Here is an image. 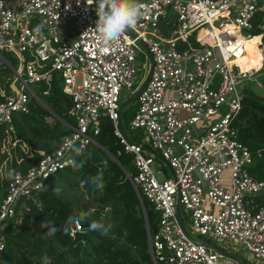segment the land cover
<instances>
[{
  "label": "built area",
  "instance_id": "2783aa9c",
  "mask_svg": "<svg viewBox=\"0 0 264 264\" xmlns=\"http://www.w3.org/2000/svg\"><path fill=\"white\" fill-rule=\"evenodd\" d=\"M98 3L0 0V57L12 52L20 59V67H12L9 92L0 89V127L13 129V115L29 111L31 95L41 100L30 83L49 82L53 70L72 96L67 114L73 119L53 149L42 151L24 169L6 168L5 174L12 170L15 175L7 178L0 201V250L4 228L22 221L18 201L96 142L101 118L108 117L132 155L135 170L128 176L137 197L150 201L158 214L156 231L147 232L153 264H241L193 238L226 251L234 241L257 258H245V264H264V204L257 201L264 180L250 173L251 151L230 124L241 108L244 88L264 86V0H139L144 15L113 44L103 43L95 29ZM38 24H43L39 35L34 31ZM255 27L258 33H253ZM256 35L260 65L243 68L245 41ZM141 42L153 63L128 123L141 133L131 138L125 130L128 139L119 126L120 93L135 91L138 56L143 73L137 82L148 68ZM26 54L31 58L25 59ZM154 151L169 176L159 178L153 169ZM178 200L188 210L192 231L209 240L191 235L181 214L193 238L185 233L176 214ZM78 229L74 219L71 233Z\"/></svg>",
  "mask_w": 264,
  "mask_h": 264
},
{
  "label": "trees",
  "instance_id": "16d2710c",
  "mask_svg": "<svg viewBox=\"0 0 264 264\" xmlns=\"http://www.w3.org/2000/svg\"><path fill=\"white\" fill-rule=\"evenodd\" d=\"M258 32L255 27L253 33ZM2 55L5 61L0 59V89L6 94L11 87L12 67L16 68L18 59L12 52H2ZM25 56V59L31 58L29 54ZM260 62L255 46L249 44L244 67H259ZM48 67L49 62L44 65ZM261 80L264 84V76ZM62 81L61 74L53 70L49 82L31 84L36 95L56 114L55 123L50 124L46 119L50 112L31 95L29 111L13 115V129L6 131L4 126L0 127V165L7 157L1 144L8 135L15 137L13 153L18 157L7 158L6 166L24 169L40 157L38 148L53 149L69 132L73 119L67 109L72 96L63 90ZM241 103L230 124L236 137L251 151L250 173L264 180V95L245 87ZM135 109L134 104L122 110L124 124L129 122ZM94 139L96 142L74 155L71 164L49 176L42 188L18 201L16 209L21 212L22 221L18 225L9 223L4 228L6 240L0 250V264H43L45 254L51 258V264H153L143 211L126 174L127 171L133 175L135 170L132 155L124 150L108 117L101 118L100 130ZM21 144L27 145L30 152L23 151ZM6 181V176L0 180V201ZM69 190L73 191L72 195ZM76 191L89 196L93 206L76 197ZM257 201L264 204V192L258 195ZM143 203L148 228L153 233L157 229L158 214L146 198ZM74 219L79 221L81 229L71 233ZM92 221L101 222L104 228L90 230Z\"/></svg>",
  "mask_w": 264,
  "mask_h": 264
},
{
  "label": "rangeland",
  "instance_id": "374dc122",
  "mask_svg": "<svg viewBox=\"0 0 264 264\" xmlns=\"http://www.w3.org/2000/svg\"><path fill=\"white\" fill-rule=\"evenodd\" d=\"M244 34L245 35H250V31H247V30H243ZM15 54V53H14ZM16 55V54H15ZM18 61L16 63V68H19L20 67V59L18 58V56L16 55ZM0 59H2L3 61H5L4 58L0 57ZM142 61V59L138 56L137 58V69H138V73H137V79L135 81V86L132 88V90L138 86V84L140 82H137V80L141 77L142 73H143V69L139 68L138 64H140V62ZM147 62H148V68L147 70L145 71L142 79L144 78V76L147 74L148 72V69H149V66H150V59H149V56H147ZM22 69V68H21ZM141 79V80H142ZM32 83H30V86H31ZM17 85H18V82H17ZM32 88V86H31ZM254 90L260 94H263L264 95V86L260 87V86H256L254 88ZM133 92H131L130 90H122L121 93H120V99H121V103L126 101L131 95H132ZM42 105L45 104V106L47 107L48 111L50 112L51 109L49 108V106L45 103V101L43 99H41L39 101ZM136 105V97L135 99H133L132 101L128 102L124 107V108H128L130 106H133V105ZM57 116L52 114L50 112V115H47L46 116V119L50 122L51 125H53L55 123V120L54 118H56ZM129 122L125 123L123 122L124 126H125V130L128 134V136H130L131 138H135V136H140V133H141V130L138 128V129H130L129 127ZM15 137H11L10 135L6 136V138H4L2 140V144H1V150L6 152L7 154V157L4 158L3 162L1 163L0 165V180L6 176L5 174V170L7 168L6 166V163H7V158L11 159L13 156L14 157H18L17 154L13 153V146L15 145ZM21 148L23 151H28L30 152V148L27 146V145H24V144H21ZM45 149L44 148H38V152H42L44 151ZM153 169L156 171L157 175L159 176V178L163 177V176H169L170 175V170L169 168L166 166V164L158 157H156V161L153 165ZM162 171V172H160ZM69 194H73V191L71 192L69 190ZM76 197L78 198H81L82 201L86 202V203H89L90 205L93 206V202H91L90 200V197L85 195V194H81L79 191H76ZM180 210H181V214L183 216V219H184V223H185V226L187 228V230L191 233V235H193L194 237H198L200 239H203V240H209V238L205 235H198L196 233H194L192 231V228H191V225H190V222H189V219H188V210L184 207V205H180ZM222 246H224V244H222ZM226 246V244H225ZM224 246V247H225ZM227 248H229L232 252H236L238 253L239 255H242L244 256V258L246 259H249V261H257V258L254 256V254L252 252H250L248 249H246V247L244 245H241V244H238L234 241H230V244H227L226 246Z\"/></svg>",
  "mask_w": 264,
  "mask_h": 264
},
{
  "label": "clouds",
  "instance_id": "9594fccd",
  "mask_svg": "<svg viewBox=\"0 0 264 264\" xmlns=\"http://www.w3.org/2000/svg\"><path fill=\"white\" fill-rule=\"evenodd\" d=\"M144 6L139 3V0H99L97 6L98 20L96 28L100 34V38L105 44H113L129 28H134L137 22L144 15ZM43 24H38L34 31L39 35ZM79 152L80 150L77 149ZM7 178L11 179L15 173L10 170ZM96 178H94L95 182ZM100 187V184H97ZM90 230H101L103 224L98 221H92ZM43 264H51V258L45 254L42 257Z\"/></svg>",
  "mask_w": 264,
  "mask_h": 264
},
{
  "label": "water",
  "instance_id": "95a60500",
  "mask_svg": "<svg viewBox=\"0 0 264 264\" xmlns=\"http://www.w3.org/2000/svg\"><path fill=\"white\" fill-rule=\"evenodd\" d=\"M141 44L144 46V44L141 42ZM145 47V46H144ZM146 51H147V54L149 56V59H150V63L152 64L153 63V58H152V55L151 53L148 51V49L145 47ZM3 58V56H1ZM150 75V70L147 72V74L145 75V77L142 79V81L140 82V84L137 86V88L135 89V91L132 93V95L124 102H122L120 104V107H119V111L121 112L123 110V107L130 101H132L133 99H135L136 95L140 92V90L142 89V87L145 85L148 77ZM44 107L45 104H43ZM47 108V107H46ZM52 114L56 115L52 110L50 111ZM119 126H120V129L122 130V132L126 135L127 137V134L125 132V129H124V124H123V121L120 120L119 121ZM128 138V137H127ZM129 139V138H128ZM154 153L156 154V156L158 158H160L161 160H163L162 156L157 152V151H154ZM117 162V158L114 156V155H111ZM126 174L128 176V172L126 171ZM129 178V176H128ZM130 180V179H129ZM139 200V203H140V206H141V209L143 211V215H144V218H145V223H146V228H147V232L149 231V228H148V221H147V216H146V211H145V207H144V203L142 200ZM176 214H177V217H178V220H179V223H180V226L182 227V229L185 231V233H187L189 235V233L187 232L184 224H183V221H182V218H181V213H180V204H179V200L177 201L176 203ZM190 237H192L191 235H189ZM193 238V237H192ZM194 240L198 241V242H201V243H204L206 246H209L211 248H213L214 250L220 252L221 254L223 255H226V256H230L234 259H237L241 264H245L246 260L243 256L239 255L238 253L236 252H231V251H226L224 249H222L221 247H219L218 245L216 244H213L211 242H208V241H201V240H197L196 238H193Z\"/></svg>",
  "mask_w": 264,
  "mask_h": 264
},
{
  "label": "bare ground",
  "instance_id": "6f19581e",
  "mask_svg": "<svg viewBox=\"0 0 264 264\" xmlns=\"http://www.w3.org/2000/svg\"><path fill=\"white\" fill-rule=\"evenodd\" d=\"M203 32H204V31H203V29H202L201 32H200V34H202ZM259 41H260V35L253 36V37H251V38H249V39H247V40L245 41V48H246L249 44L254 45L255 48H256V50H257V52L259 53L260 57H262V56H261V52H260V50H259V48H258V46H257V43H258ZM245 55H246V52H245V54H244V55L241 57V59H240V62H241V65H242L243 68H245L244 65H243V62H244V60H245Z\"/></svg>",
  "mask_w": 264,
  "mask_h": 264
},
{
  "label": "crops",
  "instance_id": "0c3cea01",
  "mask_svg": "<svg viewBox=\"0 0 264 264\" xmlns=\"http://www.w3.org/2000/svg\"><path fill=\"white\" fill-rule=\"evenodd\" d=\"M233 251V250H232ZM242 256V255H241ZM244 257V256H243Z\"/></svg>",
  "mask_w": 264,
  "mask_h": 264
}]
</instances>
